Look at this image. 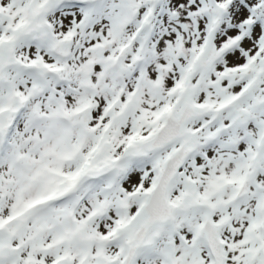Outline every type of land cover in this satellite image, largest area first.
I'll list each match as a JSON object with an SVG mask.
<instances>
[{"label": "snow or ice", "instance_id": "snow-or-ice-1", "mask_svg": "<svg viewBox=\"0 0 264 264\" xmlns=\"http://www.w3.org/2000/svg\"><path fill=\"white\" fill-rule=\"evenodd\" d=\"M0 264H264V0H0Z\"/></svg>", "mask_w": 264, "mask_h": 264}]
</instances>
